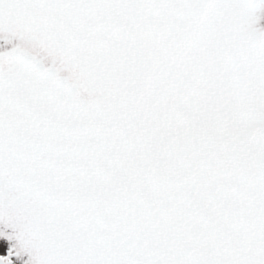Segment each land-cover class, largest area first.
I'll use <instances>...</instances> for the list:
<instances>
[{"label": "snow or ice", "instance_id": "snow-or-ice-1", "mask_svg": "<svg viewBox=\"0 0 264 264\" xmlns=\"http://www.w3.org/2000/svg\"><path fill=\"white\" fill-rule=\"evenodd\" d=\"M0 264H264V0H0Z\"/></svg>", "mask_w": 264, "mask_h": 264}]
</instances>
